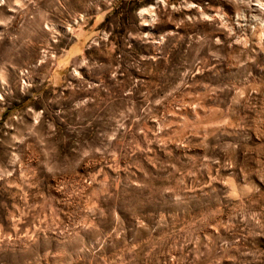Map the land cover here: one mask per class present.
<instances>
[{
	"label": "rangeland",
	"instance_id": "obj_1",
	"mask_svg": "<svg viewBox=\"0 0 264 264\" xmlns=\"http://www.w3.org/2000/svg\"><path fill=\"white\" fill-rule=\"evenodd\" d=\"M0 264H264V0H0Z\"/></svg>",
	"mask_w": 264,
	"mask_h": 264
}]
</instances>
